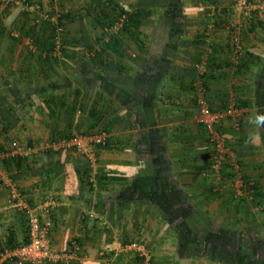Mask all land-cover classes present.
Returning a JSON list of instances; mask_svg holds the SVG:
<instances>
[{
    "label": "crops",
    "instance_id": "1",
    "mask_svg": "<svg viewBox=\"0 0 264 264\" xmlns=\"http://www.w3.org/2000/svg\"><path fill=\"white\" fill-rule=\"evenodd\" d=\"M27 1L67 15V43L45 59L28 40L37 13L0 0V253L22 242L20 206L52 199L48 239L67 251L74 240L81 264H264V128L248 123L264 114V0H251L249 17L232 0H179L177 16L151 14L122 37L106 71L91 55L104 54L95 21L109 16L107 2L147 9L151 0ZM152 24L164 28L157 43ZM197 87L211 108L237 109L220 131L257 184V209L227 173L210 174ZM82 133L106 143L90 167L60 143Z\"/></svg>",
    "mask_w": 264,
    "mask_h": 264
},
{
    "label": "built area",
    "instance_id": "2",
    "mask_svg": "<svg viewBox=\"0 0 264 264\" xmlns=\"http://www.w3.org/2000/svg\"><path fill=\"white\" fill-rule=\"evenodd\" d=\"M19 1V5L23 10L36 12L39 19L48 20L55 23L57 14L47 15V9L44 10L36 3H25ZM55 1V0H51ZM232 8L234 11L249 17L253 9L251 0H232ZM115 24L112 29L117 28ZM60 27L55 25L54 37L52 43L54 51L59 50V33ZM233 34V33H232ZM233 52L238 54L239 45L236 36L231 37ZM198 65H195L197 68ZM204 91L201 87H197V95L195 98L196 120L201 126L207 144L206 158L208 160L209 171L214 181L220 180L221 173L228 174V179L232 182L233 192L236 197H250L251 191L247 189L250 184L244 183L241 173V166L231 149L225 144L224 137L220 131L223 121L231 120L235 123L236 107L233 102H227L222 109L211 108L204 98ZM103 141V137L96 135L73 134L68 140L61 141L81 156L90 167L94 164L95 154L94 147ZM11 148L14 152L21 150L17 144H12ZM18 198L16 190H12V198ZM55 203L52 199L38 202L32 205L22 204L20 206L25 226L26 241L13 249H7L0 253L1 260H9L15 264H81L77 254V246L74 240H71L69 247L71 250L57 249L52 246L48 239L50 211ZM109 250L103 247L97 254L104 255Z\"/></svg>",
    "mask_w": 264,
    "mask_h": 264
},
{
    "label": "trees",
    "instance_id": "3",
    "mask_svg": "<svg viewBox=\"0 0 264 264\" xmlns=\"http://www.w3.org/2000/svg\"><path fill=\"white\" fill-rule=\"evenodd\" d=\"M20 1V0H19ZM21 2H25V3H29L27 0H22ZM30 4V3H29ZM107 9L110 10L109 16H107L108 14V10H106L107 13L106 16V20L105 22H99V21H95L96 25H98L101 29V42H100V47L101 52L103 51L104 54L103 56L100 54V50L99 51H92V55H91V62L93 63L94 60L97 61L98 63H100L103 60V64H102V68L101 71H106L107 69V63L109 60V56L110 53L116 55V56H121V54H117V53H113L116 50V47L119 46V44H121V39L124 36H127V39L130 40L132 35H136L137 32H139V29L142 26H146L144 23L141 22V20L149 17L150 12L148 9H141L139 7H135L133 9H127V8H123L121 6H118L115 3H108ZM39 5V4H38ZM165 10L168 11V13L170 12V15L172 14V16H177L180 13V6H179V0H168L166 5H165ZM53 13L50 11H47V15L51 16ZM105 16V17H106ZM64 18H67V15H60L57 14L55 23H51L48 20H41L39 19L38 15L36 14L35 19H33L31 22V26L30 28L34 31V34L28 35V40H29V44H31L33 47L37 48V49H42L44 51V58L46 59V57L51 53L54 52V46L52 43V39L54 37V28L55 25H58L60 27V33H59V50L63 49V43H65L66 41L64 40V36H65V21ZM69 20V19H68ZM69 22V21H67ZM118 24L117 29L113 30L112 27ZM150 29L152 31L155 32V34H153V36L151 35V42L153 41V43H157V31H161L164 28L163 27H159L156 26L154 24L151 25ZM168 29V28H166ZM45 32L46 34L44 36H42L41 32ZM131 35V36H130ZM67 43V42H66ZM39 46H41L42 48H40ZM152 59V57H151ZM8 109H11L8 107ZM91 114H94V111L91 110ZM92 135V133H82L81 135ZM69 137H62L61 141H66L70 138ZM97 146L100 147H105L106 143L103 140L102 144H98ZM1 152H5L4 150H0ZM7 161H2L3 164L5 162L8 161H12L14 158H16L14 155H11V157H7ZM17 159V158H16ZM96 175V173H95ZM81 177L84 179V182L87 184L86 181V177L88 178V174L86 172L82 173ZM243 181L245 184H247L248 182H250V184L247 186V189H249L251 191L250 194V199L253 200L254 202H257V184L247 180L243 175H242ZM23 227H22V233H23V239L22 242L19 245H22L23 243H25L26 241V226H25V221L23 219ZM224 234V233H222ZM227 236V235H226ZM19 245L13 244L10 246H7L8 249H13L18 247ZM248 245V244H247ZM250 245H254V248H256L254 250V252H258L257 251V241L253 242ZM249 245V247H250ZM241 251L244 252H248L249 248L248 246H246L245 244H241L240 247ZM263 249V248H262ZM255 254V253H254ZM262 255H264V250L262 252ZM261 260L264 261V257H260Z\"/></svg>",
    "mask_w": 264,
    "mask_h": 264
},
{
    "label": "rangeland",
    "instance_id": "4",
    "mask_svg": "<svg viewBox=\"0 0 264 264\" xmlns=\"http://www.w3.org/2000/svg\"><path fill=\"white\" fill-rule=\"evenodd\" d=\"M55 1H57V0H55ZM152 1H154V0H151V2H150L151 4L149 5L150 7H147V9L150 12V15L152 14L153 16H155V15H158L159 16V15L163 14L164 13V10H165V7L164 6H165V4L167 2H164L163 1L164 2L163 3V2H161V0H155L156 2H152ZM42 9L46 10L47 8L44 7ZM53 13L58 14V12H53ZM257 206H261L258 201L257 202H254L253 204H251V207H255L256 209H257ZM258 211H260V210H258ZM256 214H257V210L255 211V213L253 214V216H255ZM206 253L209 254L210 252H206ZM234 264H235V262H234Z\"/></svg>",
    "mask_w": 264,
    "mask_h": 264
},
{
    "label": "clouds",
    "instance_id": "5",
    "mask_svg": "<svg viewBox=\"0 0 264 264\" xmlns=\"http://www.w3.org/2000/svg\"><path fill=\"white\" fill-rule=\"evenodd\" d=\"M248 123L256 127L264 128V114L257 113L254 117H249Z\"/></svg>",
    "mask_w": 264,
    "mask_h": 264
},
{
    "label": "flooded vegetation",
    "instance_id": "6",
    "mask_svg": "<svg viewBox=\"0 0 264 264\" xmlns=\"http://www.w3.org/2000/svg\"><path fill=\"white\" fill-rule=\"evenodd\" d=\"M254 256H256V258H257V253H256V252H255ZM256 260H257V259H256ZM246 263H247V264H248V263L250 264V262H249V261H248V262H247V261H245V263H244V264H246Z\"/></svg>",
    "mask_w": 264,
    "mask_h": 264
}]
</instances>
